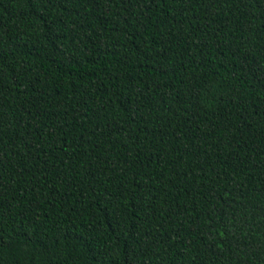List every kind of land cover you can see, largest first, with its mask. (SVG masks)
I'll return each instance as SVG.
<instances>
[{"label":"trees","instance_id":"16d2710c","mask_svg":"<svg viewBox=\"0 0 264 264\" xmlns=\"http://www.w3.org/2000/svg\"><path fill=\"white\" fill-rule=\"evenodd\" d=\"M0 264H264V0H0Z\"/></svg>","mask_w":264,"mask_h":264}]
</instances>
